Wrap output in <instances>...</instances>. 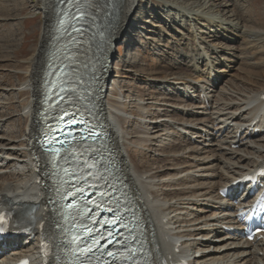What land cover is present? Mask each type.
I'll list each match as a JSON object with an SVG mask.
<instances>
[{
    "label": "bare ground",
    "instance_id": "bare-ground-1",
    "mask_svg": "<svg viewBox=\"0 0 264 264\" xmlns=\"http://www.w3.org/2000/svg\"><path fill=\"white\" fill-rule=\"evenodd\" d=\"M150 1L160 5V0ZM182 1L191 6L200 1L198 11L181 16L183 26L189 24L194 29L186 47L176 43L168 60L159 57L158 69L166 73L164 76L148 69L137 76L140 59L132 53L120 60L115 67L117 74L104 85V118L124 174L147 214L160 255L167 260L182 257L187 264H264V256L258 255L264 252L263 240L249 242L225 230L235 225L236 214L231 201L219 195L221 188L250 174L264 157V70L256 71L260 63L254 61V56L245 59L236 54L237 48L209 46L206 42H220L231 36L234 39L229 41L238 43L237 39L247 34L243 25L253 14V0ZM32 2L34 14L43 15V22L36 26L40 40L31 47L29 57L16 60L21 67L2 64L18 57L20 43L14 38L11 43L0 38V76L5 71L16 74L19 80L16 85L0 82V203L17 211L35 206L32 221L37 226L44 222V229L52 233L51 214L45 211L48 190L37 183L41 172H33L31 152L27 150L37 135L40 83L57 24V9L53 0ZM144 3L120 0L113 42L131 28L133 13ZM199 10L222 16L218 21L200 24ZM16 12V5L0 6V23L14 20L13 27L19 26L17 17L21 13ZM176 17L168 15L171 26L179 23ZM224 23H228L227 29L221 28ZM167 31L170 28L162 30ZM8 49L14 56L8 54ZM237 65L243 69L238 75H229ZM124 76L143 83L146 90L135 94L120 80ZM12 96L17 101H11ZM15 103L19 105L17 115L7 112ZM21 116L23 127L11 130L14 117L21 120ZM130 124L137 127L132 133ZM136 151L147 153L150 159L134 160ZM16 244L13 240L0 242V264H10L23 255L32 256L38 264V238L28 245ZM9 246L15 249L7 256Z\"/></svg>",
    "mask_w": 264,
    "mask_h": 264
},
{
    "label": "rangeland",
    "instance_id": "rangeland-1",
    "mask_svg": "<svg viewBox=\"0 0 264 264\" xmlns=\"http://www.w3.org/2000/svg\"><path fill=\"white\" fill-rule=\"evenodd\" d=\"M181 1L182 0H160V5H158V7L157 4L153 3V1L145 0L144 6L139 7V9H137V11L133 13L131 19L133 20V27H129V29L119 37L117 42L114 41L109 65L111 80L112 76H115L117 74L115 67L118 66V62H120V60L124 59V57L130 53H132L133 56L139 57L140 59L139 65L137 67L139 70V73L137 72V76L141 75L143 71H146L145 69H148L150 72L153 71V73H161V76H164L166 74H162V71L158 69V65L161 63L159 57H166L164 60H168L171 53H173V45L176 43L179 46L186 47L185 44H187V41L192 38V30L194 31V29H191L189 27V24L183 26L184 18H181V16L187 14V16H189L190 13L198 11V6L200 5V1H197V3H194L192 6L186 5L183 3V1ZM225 1L226 0H221V2ZM214 2H220V0H214ZM7 4L17 6L19 12L14 13L15 15H19L21 13L19 17H17L19 22V26L17 27H13L12 25L13 23L16 24L14 20H10L7 23L5 22V24L0 23V38H4V41H6L7 43L8 41L9 43L13 42L11 40H13L12 38H14V42L20 43L18 57L12 58L14 62L5 61L2 63L4 64V66H13L12 68H14L20 66L16 62L17 59V61H23L33 53L31 47L35 46L40 40V31L39 29L36 30V26L40 25L41 22H43V15L41 13L34 14L36 12V9L32 0H0V6H4ZM251 9L253 10V14L252 16L246 17V19H248V22L244 23L243 25V31L247 30V34L245 36H242L241 39H237L238 43L230 42L229 40L234 39L231 36V38L229 37L228 40H223L220 42H210L209 39V41L206 40V42L209 46L217 45L218 47L223 46L226 48H237L235 51L236 54L242 55L245 59H247V57L254 56V61H256V63H260L256 67L260 70L257 69L256 71L262 72L264 70V0H253ZM148 13H151L153 15L148 16ZM198 14L202 16L201 20L199 21L200 24H206V21H218L220 19L218 18V16H222V14H209L206 11L202 10H199ZM156 15L158 17L153 18ZM168 15H173L175 17L177 16L176 18L177 21L179 20V23L171 26L172 24L170 22V19L168 18ZM223 18L226 19V17L224 16ZM226 24H222L223 26L221 28L227 29L229 26ZM165 28H170V31H167L168 33H163L162 30H164ZM9 33L12 36L15 35V37H12ZM223 36L225 35L222 34V39L225 38ZM189 42L191 43V41ZM9 50L10 49H8V51ZM8 54L11 55L12 53L9 51ZM112 54L114 55L112 56ZM156 54H161V56ZM255 57H259V59ZM124 67L127 68V70L131 69L129 68V66L126 67V65H121V68ZM242 69L243 68L240 65H237V67L232 70L229 75H238ZM16 76V74L1 71L0 82L5 85H16L19 81ZM140 78L141 77H139L138 79ZM19 79L22 80V75L19 77ZM120 80H123V82L127 83L128 89L132 87L131 89L135 91V94H141L142 91L146 90V87L143 83H136V81H133L132 79L128 80V78H125V76L123 78H120ZM20 97L22 99L24 96L20 94ZM15 98V96H12L11 101H17V99ZM18 106L19 105L15 103L7 109V112L17 115L19 110ZM126 109L129 110V106H126ZM16 118L17 117H14L13 120L15 121L13 122V125L10 126V129L13 131L18 130L20 127H23L24 124L22 117L20 118L21 120H18V118ZM136 128L137 127L135 126V124L128 125V129L131 133L134 132ZM133 157L134 160L136 159V161H139L142 159L143 162L150 159L147 153H143L142 155L137 151L134 153Z\"/></svg>",
    "mask_w": 264,
    "mask_h": 264
},
{
    "label": "snow or ice",
    "instance_id": "snow-or-ice-1",
    "mask_svg": "<svg viewBox=\"0 0 264 264\" xmlns=\"http://www.w3.org/2000/svg\"><path fill=\"white\" fill-rule=\"evenodd\" d=\"M252 178H249V180L251 181ZM5 219V214H0V231H3V221ZM251 238V237H249ZM110 242V241H109Z\"/></svg>",
    "mask_w": 264,
    "mask_h": 264
}]
</instances>
